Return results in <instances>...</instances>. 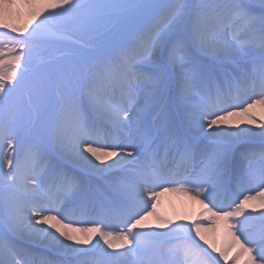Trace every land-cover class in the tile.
<instances>
[{
    "label": "snow or ice",
    "instance_id": "6c2138e0",
    "mask_svg": "<svg viewBox=\"0 0 264 264\" xmlns=\"http://www.w3.org/2000/svg\"><path fill=\"white\" fill-rule=\"evenodd\" d=\"M257 107L264 0H0V264H264Z\"/></svg>",
    "mask_w": 264,
    "mask_h": 264
},
{
    "label": "bare ground",
    "instance_id": "6f19581e",
    "mask_svg": "<svg viewBox=\"0 0 264 264\" xmlns=\"http://www.w3.org/2000/svg\"><path fill=\"white\" fill-rule=\"evenodd\" d=\"M255 112L258 117L264 118V109L257 107ZM242 127L245 125H241ZM252 126V125H248ZM202 210L201 205L195 203L188 199L186 196L175 193V192H165L159 197V204L157 205V212L172 221L179 223L185 222L188 223L193 219H204V217H198V213ZM149 222L155 224L156 221L154 218H150ZM87 226V225H85ZM210 237L213 236V232L210 231L207 233ZM215 241L220 245L225 239V230L223 225H218L217 229L214 232ZM222 264L224 262L222 261Z\"/></svg>",
    "mask_w": 264,
    "mask_h": 264
}]
</instances>
